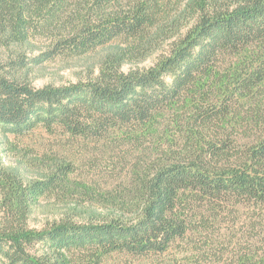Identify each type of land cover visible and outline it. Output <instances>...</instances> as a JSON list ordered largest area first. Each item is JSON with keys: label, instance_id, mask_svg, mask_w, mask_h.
<instances>
[{"label": "trees", "instance_id": "trees-1", "mask_svg": "<svg viewBox=\"0 0 264 264\" xmlns=\"http://www.w3.org/2000/svg\"><path fill=\"white\" fill-rule=\"evenodd\" d=\"M40 36L53 38V56H30ZM102 46L110 52L95 79L33 86V69L56 54ZM161 51L153 67L123 70ZM39 127L100 145L117 184L97 193L103 212L34 229L40 199L73 187L72 166L28 181L0 148V264L174 252L222 264L215 246L242 222L223 226L221 211H264V0H0V132ZM259 211L247 224L264 242ZM261 250L226 260L264 264Z\"/></svg>", "mask_w": 264, "mask_h": 264}, {"label": "rangeland", "instance_id": "rangeland-1", "mask_svg": "<svg viewBox=\"0 0 264 264\" xmlns=\"http://www.w3.org/2000/svg\"><path fill=\"white\" fill-rule=\"evenodd\" d=\"M53 44V38L47 36L33 38L31 46L34 50L30 53V56L47 58L46 55H52ZM108 47L102 46L84 55L56 54L33 69L31 75L33 86L36 88L46 86L62 87L95 79L104 67L105 60H108L107 56L110 52ZM162 53L163 51L154 54L144 61L126 63L123 70L129 72L137 69H149L157 63ZM0 148L2 149L4 164L20 168L25 180L28 181L42 179L50 172V166H54L55 163L70 164L72 166L73 187L68 188L63 193L61 191L49 193L40 199L36 210L30 217L29 225L34 229L47 228L63 218L80 221L81 217L78 214L83 209L94 210L98 213L103 212L105 204L98 198L97 193L105 196L117 184L115 182L116 175L112 171L113 165L105 159L104 155L100 154L102 153L98 150V148L101 149L100 145L82 140H69L61 131L51 133L45 128L39 127L25 136L18 137L0 132ZM258 211H254V207L250 208L247 205L234 208L227 205V209L221 211L219 222L223 226L229 225L230 227L229 222L243 223L232 231H235L236 237H234L235 233L224 234V229L222 230V238L218 240V245L215 246L216 249L225 250V258H223L222 264H232L226 259L234 257L232 255L233 251L263 252L261 248H264V242L260 236L258 239L256 230H250L249 224H247L256 222ZM230 212L237 213L239 217L230 216ZM259 213L262 214L264 211H259ZM224 222L228 223L224 224ZM215 226L219 228V224H215ZM220 227L222 226L220 225ZM214 252L211 250V254ZM103 264L197 263L186 259L181 253L174 252L159 257H132L125 254H114ZM209 264L217 263L212 261Z\"/></svg>", "mask_w": 264, "mask_h": 264}]
</instances>
